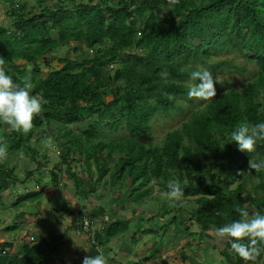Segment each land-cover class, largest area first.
Listing matches in <instances>:
<instances>
[{
  "label": "trees",
  "instance_id": "trees-1",
  "mask_svg": "<svg viewBox=\"0 0 264 264\" xmlns=\"http://www.w3.org/2000/svg\"><path fill=\"white\" fill-rule=\"evenodd\" d=\"M56 2L52 6L40 1L36 13L24 12L27 5L19 4L18 10L7 11L9 22L0 25L6 73L17 82L30 75L31 94L47 100L27 135L9 133L0 125L9 158L17 154L28 158L22 164L28 167L22 169L26 170L22 182L47 165V155L38 152L37 144L52 139L65 170L78 163L91 179L95 174L87 194L95 192L97 181L107 179L118 186L122 195L117 199L134 202L135 208H152L146 220H162L161 230L175 224L173 211H182L184 200L194 204L190 219L198 230L189 234L199 240L211 229L239 219L236 208H246L249 215L264 214V172L248 171L249 159H264V143L246 153L234 141L228 142L230 131L240 122H264V0H180L174 6L167 0ZM81 45L90 49L85 57L62 54L56 58L58 65L52 64L53 51L67 47L77 53ZM221 52H235L253 63L256 75L243 87L218 90L204 106L190 111L179 127L169 129L162 144L153 145V118L180 110V101H193L187 95L191 71L203 68L216 73L227 67L238 72L231 60L209 62ZM14 159L0 164V180H17ZM58 165L51 170H58ZM71 175L75 178V173ZM252 177L257 182L246 189ZM174 180L184 189L175 203L167 187ZM154 187L166 197L152 196ZM40 196V191L27 192L14 205ZM103 222L92 243L88 234L80 232L91 248L130 229V219ZM152 230L145 228L142 233ZM20 244L16 254L8 251V264H52L62 255L60 234L37 241L22 239ZM156 251L144 254L140 262L151 260ZM229 254L233 264H264V250L248 262L232 249Z\"/></svg>",
  "mask_w": 264,
  "mask_h": 264
},
{
  "label": "rangeland",
  "instance_id": "rangeland-1",
  "mask_svg": "<svg viewBox=\"0 0 264 264\" xmlns=\"http://www.w3.org/2000/svg\"><path fill=\"white\" fill-rule=\"evenodd\" d=\"M55 1L56 0H47V4L56 5L57 2L55 3ZM21 2H26L25 4L27 5L26 10L24 12L29 11L30 9L35 10V12L38 10L37 0H14V3H10V4L4 3L3 1H1L0 2V25H6L9 22L8 16H6V14H8L7 11H9L11 8H14L15 10H17L18 5ZM13 4H14V7H13ZM157 11L159 12V14L164 13V9H160ZM32 13L34 12L32 11ZM88 52H90V49L87 48L85 45H81L79 47V52L77 53L72 52L70 48L61 47L59 50L53 51L50 54V58L52 59V64L54 66H57L58 64H57L56 58L62 54L63 56L72 55V56L85 57ZM218 60H231L234 66H236V69L238 72L225 67L219 72L212 73L213 79L216 81L215 83L216 93L219 92L218 90L229 88L232 86L239 87V88L241 86L243 87V85H245V82L250 81L256 75L257 69L255 68L253 63H247L240 55H238L235 52H224V53L221 52L213 56L209 62H215ZM29 68L30 67H28V69ZM41 68H43L44 72L48 71L47 67H45L44 65H41ZM113 71H114V68L111 70V72ZM110 98L111 96L106 97L107 100H109ZM207 101H202V100H197V99H193L191 103H187L186 101H180L179 103L181 105L180 110L171 111L167 115L163 113L156 115L151 121V129H150L151 143L153 145L162 144L164 135L169 129L179 127L181 124V121L187 118L188 113L190 111L195 110L199 106H204ZM73 125L75 126V124ZM38 137H40L39 134H38ZM40 141L42 142H39L37 144V147L40 150L38 152L40 154L45 153L47 155V161H46L47 165L41 168L40 170H35L33 173V176L30 177L29 180L26 182L30 183L31 181H33L35 184L40 183V185L45 184V186L47 187H52L53 184H55L54 181L56 179L54 177V172L49 171L51 170L52 165L59 164L58 170H65L64 169L65 167L59 163L60 151L57 150L56 146L53 144L52 139H48L46 141L44 140H40ZM13 157H15V159L13 160L14 161L13 163L16 166V170H21V168H28L26 167V165H23L22 167V164H24V162L28 160L27 157L25 158V157L19 156V154ZM13 157L12 155H10V158H9V154L7 156L10 162ZM6 162H5V165H6ZM73 170L82 171V166H80V164L77 163L74 166ZM86 174L90 177L89 173H86ZM26 182H20L18 184H15V185H18L20 189L22 190L20 195H24L28 191H37L36 189L28 190L26 187V184H27ZM256 182H257V178L252 177L249 180V182L245 184L246 189H250L254 184H256ZM93 187L95 190L93 197H99V199L101 198V204L104 205L105 207L104 209L107 210V213H109L111 217H113L116 213L122 210L125 216L126 215L129 216V218L132 221H135V223L130 226L131 229L129 231L117 236L116 243H114V245H118L117 241L121 240L122 237L130 238L132 233L135 232L136 235L134 238H132V240L133 239L135 240L133 242L131 240L132 244L131 245L128 244L129 248L137 249L138 251L142 249L144 254L151 252V250L153 249H157L153 259L145 262L144 264H233L232 258L230 257V254H229L231 253V247L226 246V243L229 241L218 239L215 235V230L211 229L210 231H208L201 240H199L198 237H196L197 236L196 234L190 237V234H189L190 232H197L198 230V227L194 223V220L190 219V216H191L190 212L194 206L193 202H186L185 200L182 201L183 210L182 211L175 210V212L173 211V215L176 217L175 224H171L168 227V229H167V226H164L163 229L161 230L158 227L159 226L158 223H163L162 220L160 221L158 219H154L152 221L148 220L150 222L149 223L148 221L143 219L144 217L147 218L151 214V212H153V211H150L152 208H147L148 210L144 209L143 207L135 208L136 204L134 202L122 201L121 197L117 199L119 195H122L120 194V192H118L117 185L111 186L109 184V180L103 179V180L97 181L96 184L93 185ZM61 189L62 187H59V186L54 187V190L58 193L60 192L58 190H61ZM72 191H73V196H74V194H76L75 188H73ZM152 196L154 197L157 196V197H162V198L166 197L164 193H162L157 187L153 188ZM15 198L17 199L18 195H16ZM58 198L61 199L62 197H58ZM16 199L12 200L11 204L9 205L10 210H12L13 212L19 210L17 205H12L16 201ZM122 206L125 208H123ZM7 210L9 209L5 206L0 207V215L3 212H6ZM91 211L96 212L94 208L91 209ZM87 212L91 216H96L95 214H92L88 210ZM141 213H143V215H141V217L143 218L137 219L136 217H138V215H140ZM122 217L123 216H119V218H122ZM165 218L169 219L168 216H165ZM142 228L143 229L153 228V230L150 231V233H146V232L142 233V230H143ZM29 235L31 234H28V236ZM27 238H24L23 240L26 241ZM64 243L68 245L69 241H65ZM110 243L112 244V241H110ZM142 243H144L146 247L144 246L142 247L141 245ZM98 248L100 249V246H98ZM112 250L115 252V248H113ZM71 253L72 251L70 252V254ZM142 257H143V254L140 255V258H138L139 262ZM75 260L77 261L76 257L74 256L71 257L70 255L68 257L64 256L63 258V262L67 264H71ZM56 264H59V263H56ZM116 264H120V263H116Z\"/></svg>",
  "mask_w": 264,
  "mask_h": 264
},
{
  "label": "crops",
  "instance_id": "crops-1",
  "mask_svg": "<svg viewBox=\"0 0 264 264\" xmlns=\"http://www.w3.org/2000/svg\"><path fill=\"white\" fill-rule=\"evenodd\" d=\"M37 1V6L40 1H44L47 4V0ZM11 3H14V1ZM24 3L26 2H21L20 4ZM52 6H55V4H52ZM33 12L36 13L35 10H33ZM22 169L23 168H21V170H14L17 180H0V207L5 206L9 209L6 212H3L1 214L2 216L0 215V244H7L3 248L0 246V264H8L6 261L9 258L11 259L10 253L16 254L19 251L21 246L20 241L24 239V237H28L27 242L30 241V236H33L34 241H37L40 238H47L49 234L53 233L60 234L62 236V255L56 260L55 263L52 264H67L63 262V258L64 256L68 257L69 255L71 257H76V264H82V260L86 255H103L104 258L107 259L106 264H144L138 261L140 255H144L143 250L140 249L138 251L137 249H131L128 246V244L131 245L134 241V239L132 240V235L134 232L130 238H123L121 236L122 239L117 241L118 245H114L117 238L115 237L110 240L112 241V244L109 241L107 244L100 246L99 249L98 247L91 248L86 237L78 231L77 224L79 215L77 214L76 208H81L83 210L87 209L92 214L98 216L102 222L106 219L109 221H113L115 219H130L129 216H125L122 210L111 217V215L107 213V210L104 209V205L101 204V198L99 199V197H93L95 192L87 194V191L90 190L89 188H91L92 182L95 179V174H93L94 177L91 179L84 171L81 170H49L50 172L54 173L55 171L58 172L57 177H55V184H53L52 187H47L45 184H35L33 181L30 183L26 182V187L28 190L36 189L37 191H40L41 196L39 200L35 199L24 201L23 203L17 205L19 210L13 212L10 210L9 205L11 204L12 200L16 199V195H18V198L22 196L20 195L22 190L18 185H15L22 182L24 179L26 170ZM71 173H75V178L72 177ZM55 186L62 187L61 190H58L60 191L59 193L54 190ZM73 188H75L76 191L74 196L72 191ZM58 197H62L63 199H59ZM14 203L12 205H14ZM93 208L96 210V212L91 211ZM119 216L123 217L119 218ZM136 218L142 219L143 217L138 215ZM143 219L146 220L145 217ZM13 223H17V226L15 227L16 229L12 231H6L5 228L9 225H12ZM134 223L135 221L130 219L129 226ZM28 234L31 235L28 236ZM65 241H69V244L66 245L64 243ZM141 245L142 247H146L144 243ZM113 248H115V252L112 250ZM8 251H10L9 254ZM71 251L72 253L70 254Z\"/></svg>",
  "mask_w": 264,
  "mask_h": 264
},
{
  "label": "clouds",
  "instance_id": "clouds-1",
  "mask_svg": "<svg viewBox=\"0 0 264 264\" xmlns=\"http://www.w3.org/2000/svg\"><path fill=\"white\" fill-rule=\"evenodd\" d=\"M167 2L174 6L179 4L180 0ZM189 81V99L207 101L216 96L215 81L208 69L191 71ZM32 88L30 75L19 82L14 81L13 77L6 73L5 59L0 56V125L5 126L9 133L27 135L33 128L34 118L42 115V106L47 100L42 95H32ZM167 98L173 99L171 94H168ZM233 141L239 151L254 152L258 142L264 143V122H240L230 131L228 142ZM7 156L8 142L5 136L0 135V164L6 162ZM248 171L264 172V159H249ZM167 187L168 197L175 203L183 195L184 189L178 180L170 181ZM235 211L239 213L240 218L218 227L215 235L218 239L228 240L233 253L243 261H254L264 250V214L257 211L249 215L246 208H236ZM219 214L218 212L217 215ZM82 264H106V259L103 255H86Z\"/></svg>",
  "mask_w": 264,
  "mask_h": 264
},
{
  "label": "built area",
  "instance_id": "built-area-1",
  "mask_svg": "<svg viewBox=\"0 0 264 264\" xmlns=\"http://www.w3.org/2000/svg\"><path fill=\"white\" fill-rule=\"evenodd\" d=\"M77 214L79 215L77 228L79 232L88 234L91 239V243L94 242V232L97 228L102 227V221L99 217L91 216L85 209L76 208ZM33 236L29 237L30 241H33Z\"/></svg>",
  "mask_w": 264,
  "mask_h": 264
}]
</instances>
